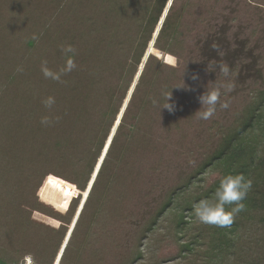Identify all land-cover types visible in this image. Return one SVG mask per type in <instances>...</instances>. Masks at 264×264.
I'll use <instances>...</instances> for the list:
<instances>
[{"label":"rangeland","instance_id":"obj_1","mask_svg":"<svg viewBox=\"0 0 264 264\" xmlns=\"http://www.w3.org/2000/svg\"><path fill=\"white\" fill-rule=\"evenodd\" d=\"M161 3L0 0V256L18 261L45 254L47 261L62 245L76 207L58 208L62 192H55L49 204L41 202L39 187L46 175H57L77 194L91 176L124 88L135 76L145 44L142 25ZM89 21L97 37L101 32V41L81 38ZM169 25L158 46L149 48L148 42L144 49L151 56L144 82L62 264H264L263 209L243 216L237 255L215 261L204 258L203 243L212 240L208 224L190 221L179 231L176 210L169 208L146 232L168 184H181L183 175L197 168L225 126L238 123L254 93L264 87V0H174ZM63 44L77 49V68L61 83L46 79L41 65L46 60L54 71L62 67ZM211 61L217 62L215 70L207 71ZM220 61L239 68L238 86L226 97L229 109L218 108L212 119L199 120L194 114L201 107L198 96L216 80ZM182 73L186 87L171 89L182 83ZM193 73L198 80L191 79ZM170 89L173 111L152 103ZM49 96L55 99L50 109L42 103ZM43 116L53 121L50 126L41 125ZM218 169L207 168L188 194L201 195ZM74 200L69 203L77 205L79 198ZM195 235L203 238L201 245L182 255V242Z\"/></svg>","mask_w":264,"mask_h":264},{"label":"trees","instance_id":"obj_2","mask_svg":"<svg viewBox=\"0 0 264 264\" xmlns=\"http://www.w3.org/2000/svg\"><path fill=\"white\" fill-rule=\"evenodd\" d=\"M162 3L160 7L157 9L153 6L151 12H148L146 17L145 24L142 25L141 36L145 42L144 47L139 52L140 56L137 59V65L135 66L132 75H135L137 71V67L140 64V72L135 81V85L132 88V91L129 97H126V93L132 83V79L130 83L126 84L124 88L122 98L120 100L119 105L117 106L113 119L111 121V125L109 127V132L106 133L104 137V143L100 146L98 154L96 156L95 162L93 164V168L89 171V176L86 180V183L82 184L78 193H74V185L68 182L65 179L57 175H46L43 180L42 185L39 187L38 196H40V201H46L48 204L52 202L55 197V192H62L64 195V199L56 200L58 201L56 205L59 209L70 207H76V211L73 209V214L71 215V220L68 223L67 228L63 234V240L65 234L68 231L67 236L62 244V246L55 250L51 258H47L45 254H38L37 256H33L34 264H38L37 259L40 262L44 260L46 264H62L64 260L65 253L68 249L69 243L73 237L76 226L80 220V217L86 208L90 198L93 196V192L95 190L96 183L98 178L105 166V163L109 157L111 150L114 148L116 138L118 136L119 130L121 129L125 116L129 111L130 107L134 105V101L136 99V93L138 92V86L142 85L144 82L145 72L147 68V64L149 58L151 57L147 54L144 62L140 61V59L144 55V49L146 48L147 43L151 40L152 33L155 29L159 21V17L163 12V8H165V4L169 1V4L166 8V11L162 17V21L157 30L156 35L153 38V45L158 46V42L160 37L168 30L169 28V12L173 7L174 0H161ZM77 28V27H76ZM84 32L80 34L81 38H89L91 36H96V28L93 22H87L84 26ZM77 34V32L75 31ZM99 36L97 39L101 41V32L99 31ZM151 43V42H150ZM149 44V48L152 46ZM138 54V55H139ZM145 57V56H144ZM133 77V76H132ZM134 78V77H133ZM129 82V81H128ZM125 100V107H122V113L120 115L119 109ZM124 108V109H123ZM245 112V113H244ZM245 114L244 117H240V121L237 123H233L230 127L229 125L225 126V131L222 133V136L216 144L215 148L209 152L207 157L199 163L195 170L188 171L183 175V182L181 184H173V187L168 184L164 191V198L162 202L159 204L158 212L154 214V217L147 221V231H150L157 225V220L161 217L165 212L169 210V208L176 210L178 212V219L175 223L176 228L179 231H183L187 225H189L190 221H198L195 218L193 204L202 198H211L214 195L215 188L219 184V179L225 174H236L243 173L246 178L252 180V189L248 193L244 203L246 204V209L242 211L235 219V222L229 228H221L217 226L210 227V231L212 232V240L203 243L205 248L204 258L208 257L210 261H215L217 259H223L224 256L230 257L237 255L234 251L236 246V240L239 236V228L242 225L243 216L250 214L253 210L263 209L264 210V87L261 90H257L252 100L249 104H247L243 110ZM116 116H118V121L116 122V126L114 131H112L111 136H109L111 127L113 123L116 121ZM227 127V128H226ZM105 145V146H104ZM261 147V148H260ZM103 151V153H101ZM100 157V158H99ZM99 159V160H98ZM98 163L96 164V162ZM95 166V170L93 172ZM213 166L214 168L219 167L218 169V177L210 184L208 188H204L203 192L199 196H191L189 195V191L195 190V182L200 181L201 175L205 173V170L209 167ZM48 190V193L46 192ZM77 190V189H76ZM185 192L183 200L180 204H175L177 198ZM76 194V195H75ZM79 198L77 205H73L71 202L73 199ZM72 204V205H71ZM75 212V213H74ZM12 224V223H11ZM70 228V229H69ZM237 236V237H236ZM196 242H195V241ZM201 241V242H200ZM203 238H199V236H192L191 239L185 240L181 244L180 253L188 254L189 252H193L194 248L198 245H201ZM28 254V253H26ZM49 257V256H48ZM56 258V260H55ZM208 260V259H207ZM17 260L7 259L6 257L0 256V264H12L16 263ZM258 263V262H257ZM256 262H242L236 261V264H257Z\"/></svg>","mask_w":264,"mask_h":264},{"label":"clouds","instance_id":"obj_3","mask_svg":"<svg viewBox=\"0 0 264 264\" xmlns=\"http://www.w3.org/2000/svg\"><path fill=\"white\" fill-rule=\"evenodd\" d=\"M213 46L216 47V45ZM60 51L64 57L63 66L54 71L48 67L47 61L44 60L42 61L41 71L46 79L62 83L64 82L62 77L77 68V49L71 44H63L60 45ZM220 55L223 56V52ZM216 64V61L209 62L207 71H214ZM238 71L237 66L230 68L227 62H219L216 80L214 82L210 81L206 91L198 96L201 107L194 113L197 119L207 121L216 115L218 108L222 110L229 109L230 101L226 97H230V93L238 86L236 79ZM183 73L182 83L174 84L171 89L173 87H186ZM191 79L198 80L199 75L193 73ZM171 89L170 92H163L159 98H152V103L159 105L160 109L166 108L173 111L175 102H170ZM42 103L50 109L55 104V99L49 96ZM52 122L48 116H43L40 120L42 126H50ZM251 189L252 180L246 178L243 173L225 174L219 179V184L211 198H202L193 204L195 218L202 224L215 225L221 228L231 227L236 217L246 209L244 201Z\"/></svg>","mask_w":264,"mask_h":264},{"label":"water","instance_id":"obj_4","mask_svg":"<svg viewBox=\"0 0 264 264\" xmlns=\"http://www.w3.org/2000/svg\"><path fill=\"white\" fill-rule=\"evenodd\" d=\"M168 4H169V1H167V3H166V7L164 8V10H163V12H162V14H161V16H160V18H159V21H158V23H157V25H156V27H155L153 33H152L151 40L149 41V42H151V43H149V44H152V43H153L152 40H153L154 36H155L156 33H157V30H158V28H159V26H160V23H161V21H162L161 19H162L163 15H164V13H165V11H166V8H167ZM147 54H148V52L146 51L145 54L143 55L142 59H141L142 62H144V60H145ZM144 56H145V57H144ZM140 69H141V68H140V65H139L138 70L136 71L135 76H134V78H133V81H132V83H131V85H130V87H129L127 93H126V97H129V95H130V93H131V91H132V88H133V86L135 85V81H136V79H137V77H138V74H139V72H140ZM124 103H125V100L123 101V104L121 105V107H120V109H119V113H120V115H121V113H122V111H123V110H122V107H125ZM123 109H124V108H123ZM115 120H116V121L113 123V125H112V127H111V130H110L109 136H111L112 131H114V128H115V126H116V122L118 121V116H116V119H115ZM104 146H105V145H104ZM103 151H104V150H102L101 153H103ZM99 158H100V157H99ZM98 160H99V159H98ZM97 163H98V161L96 162V164H97ZM94 170H95V167H94V169H93V172H94ZM69 229H70V228H69ZM68 231H69V230H68ZM68 231H67V233L65 234V237L67 236ZM65 237H64V240H65ZM64 240H63V242H64ZM63 242H62V244H63ZM61 246H62V245H61ZM61 246H60V247H61ZM55 260H56V258H55Z\"/></svg>","mask_w":264,"mask_h":264},{"label":"built area","instance_id":"obj_5","mask_svg":"<svg viewBox=\"0 0 264 264\" xmlns=\"http://www.w3.org/2000/svg\"><path fill=\"white\" fill-rule=\"evenodd\" d=\"M12 264H34L31 255H23L16 263Z\"/></svg>","mask_w":264,"mask_h":264}]
</instances>
